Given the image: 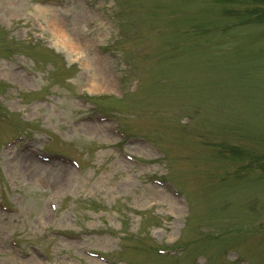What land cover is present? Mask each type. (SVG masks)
Masks as SVG:
<instances>
[{
	"label": "rangeland",
	"instance_id": "1",
	"mask_svg": "<svg viewBox=\"0 0 264 264\" xmlns=\"http://www.w3.org/2000/svg\"><path fill=\"white\" fill-rule=\"evenodd\" d=\"M14 1L26 5V11L11 12ZM14 1L0 0V198L15 208L0 210V264H109L86 254L84 247L105 253L111 264H181L190 256L264 264V23L251 29L252 22L240 23L244 14L236 10V0L226 6L229 15L221 17L216 16L224 11L221 0H191L190 16L178 0L172 8L166 7V0H91V6L70 0L57 9L41 5L40 10L27 0ZM112 1V10L124 21L115 26L116 32ZM170 8L184 13L174 27L192 23L194 31L153 33L156 25L172 29ZM205 9L210 14L200 17ZM152 13L163 20L152 25ZM223 25L229 26L221 29ZM212 31L214 36L224 32L229 47L225 52L214 46L201 51L195 44L189 46L194 56L187 57L181 52L187 46L179 53L171 51L172 45L171 50L163 47L191 34L206 46L213 36L202 33ZM136 33L147 37L137 42ZM37 40L45 48L36 46ZM92 40L109 46L116 41L113 47L121 57H98L94 46L101 43ZM143 49L149 54H142ZM41 53L43 61L38 59ZM177 56L186 58L173 69L169 59ZM19 64L24 69H16ZM31 72L34 75L27 74ZM203 74L212 77L199 82ZM117 75L128 78L126 86L134 83L132 88L122 83L128 91L125 99L110 96L118 95ZM83 90L99 95L101 108L116 112L127 132L164 148L165 177L185 193L192 209L180 241L195 252L172 260L143 252L144 245L134 248L140 243L153 251L156 245H175L187 208L151 182L158 170L155 163L134 165L113 144L119 141L141 159L162 161L151 149L132 138L113 136L106 123L79 122L81 114L89 113L77 100ZM183 113L192 114L193 121L182 122ZM19 133L31 136L29 148H2ZM231 144L248 154L245 162L260 156L263 169L244 166L235 158L236 147L232 154L226 152ZM41 147L79 158L83 172L60 161H40L33 150ZM53 195L59 204L54 228L80 233V238L52 231L35 236L38 220L49 223ZM13 236L20 239V247L29 250L33 242L39 249L24 256L18 248H9Z\"/></svg>",
	"mask_w": 264,
	"mask_h": 264
},
{
	"label": "bare ground",
	"instance_id": "2",
	"mask_svg": "<svg viewBox=\"0 0 264 264\" xmlns=\"http://www.w3.org/2000/svg\"><path fill=\"white\" fill-rule=\"evenodd\" d=\"M19 72H17V74H18ZM31 162H35V161H33V160H30ZM56 173L58 174L59 172L57 171V172H53L52 174L53 175H56Z\"/></svg>",
	"mask_w": 264,
	"mask_h": 264
}]
</instances>
